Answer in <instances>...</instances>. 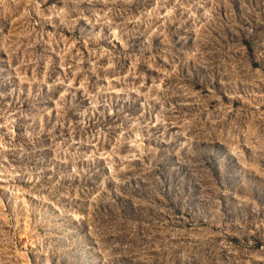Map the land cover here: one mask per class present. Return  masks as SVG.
Wrapping results in <instances>:
<instances>
[{"label":"rangeland","instance_id":"374dc122","mask_svg":"<svg viewBox=\"0 0 264 264\" xmlns=\"http://www.w3.org/2000/svg\"><path fill=\"white\" fill-rule=\"evenodd\" d=\"M0 264H264V0H0Z\"/></svg>","mask_w":264,"mask_h":264}]
</instances>
